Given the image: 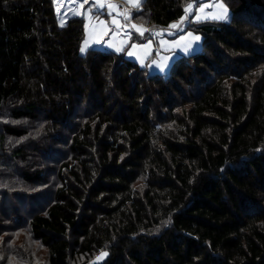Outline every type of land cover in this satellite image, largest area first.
<instances>
[{"label":"trees","instance_id":"trees-1","mask_svg":"<svg viewBox=\"0 0 264 264\" xmlns=\"http://www.w3.org/2000/svg\"><path fill=\"white\" fill-rule=\"evenodd\" d=\"M190 1L142 0L133 17L161 28ZM84 24L62 20L55 0H0V115L44 123L38 134L0 121L1 146L29 136L8 155L0 146L22 179L0 184L58 177L38 210L0 187V264H35L10 242L25 223L46 264L102 251L97 264H264V0L192 24L200 50L166 74L98 46L81 52ZM56 143L59 166L27 163Z\"/></svg>","mask_w":264,"mask_h":264},{"label":"snow or ice","instance_id":"snow-or-ice-1","mask_svg":"<svg viewBox=\"0 0 264 264\" xmlns=\"http://www.w3.org/2000/svg\"><path fill=\"white\" fill-rule=\"evenodd\" d=\"M57 4V14L60 15L62 9L64 11V15H68L71 13L73 16L80 15L86 16L89 23L85 25L86 30L89 31V34H96L93 36V40L95 43H99L100 39L98 37H102L108 35L109 32H112L113 35L123 32L124 36H129L130 33L124 31L125 29H132L137 32L140 36H144L145 32H150V29L144 28L142 25H137L131 22V12L128 8H125L123 11L120 10L119 5L111 3L110 0H91L92 6L87 9V11H83L85 5L90 3V0H55ZM142 0H125V3L130 5L131 8L139 10L141 6ZM97 11L108 9V14L112 16V13L115 12V16H112L111 22L106 23L104 20H100L97 17L93 18L91 13L93 9ZM209 9H214V11H208ZM195 13V14H194ZM194 14V15H193ZM122 17L123 23L118 19ZM189 17H193L194 22H201L203 20L211 19L218 21H226L228 20V9L227 7L220 2V0H216V2L207 4V3H198V0H193V2L188 3L184 8V15L180 18L177 23L171 24L168 26V29L161 30L156 32V36H163L165 32H168L169 35H176V32L183 33L184 26L189 22ZM63 27V21L61 23ZM200 37L198 35H193L192 32H187L186 34L181 35L177 40L173 43H169L165 40H160V46L164 51H169L171 49H180L184 53H189L190 50L193 49V44L196 41H199ZM85 45H88V40H85ZM115 47V45H110ZM133 49H139L138 51H129L127 55L136 56L141 64H144V61L147 57L152 54V42L151 40L142 46L132 45ZM117 52L124 51V45L120 47H115ZM81 52L85 51V48L82 47L80 49ZM169 57L164 56L161 58V61L158 63L157 61H152L153 64L160 70V72H165V69L168 67ZM107 253H101L100 257H97V260L106 256Z\"/></svg>","mask_w":264,"mask_h":264},{"label":"rangeland","instance_id":"rangeland-1","mask_svg":"<svg viewBox=\"0 0 264 264\" xmlns=\"http://www.w3.org/2000/svg\"><path fill=\"white\" fill-rule=\"evenodd\" d=\"M199 1L200 0H198V2ZM205 1L211 3L212 1H216V0H205ZM220 1L227 7L228 18H229L230 3H232V2L234 3L235 0H231V1L230 0H220ZM190 2H193V0ZM190 2H188V3H190ZM56 8H57V4L55 2V9ZM242 17H243V21H247L249 19L247 16L245 17V14L242 15ZM207 21H218V20H207ZM188 23L190 25V19H189ZM202 38H203V36H202ZM201 45H202V43H201ZM4 113H6V115L5 116H4V114L0 115V121H8V122L17 123L20 125L25 124L24 127L28 130L27 132H29V133H31V132L36 133L37 132L38 134L41 133V129H42V126H44V123H41L42 125H39L37 122L30 121V120H19L17 122L11 121L9 114L7 112H4ZM2 131L3 130H0V133ZM43 135H44V132H43ZM28 139H29V136H26L23 139L8 138L7 139L8 141L5 144L7 147L3 143H2V146H1V144H0V146L2 147L1 149L5 150V154L8 155V153L12 150V148L16 147L15 145L19 146L20 143H22L23 141H26ZM35 141H37L36 138H35ZM52 148H53V150L52 149L48 150V152L45 154V156L35 155V154H32L29 157L27 156V158H26L27 163L29 165H34L32 167V168H34L35 167V161L37 160L38 163H40V166L42 167V169H46L47 165H48V167L49 166H54V167L59 166V163H61L60 160L62 159L61 158L62 152L61 153L58 152V153L54 154V149L59 148V149L63 150V146L59 143H56V145H53ZM53 159H56V160L53 161ZM44 161L46 164L42 165V163H44ZM49 161H51V162L47 163ZM36 165H37V163H36ZM10 166L11 165H10L9 161L5 157L0 156V181H12L15 179L22 180L16 171L11 170ZM54 171L49 172L47 183L44 180L41 182L39 181V182H31V183L27 181V182H25L24 186L17 187V188H13L11 186H5L3 184H0V187H2L4 189H8L7 190L8 192L6 195L7 197L12 196L13 199L15 200V202H17V203H19L21 201L20 205L23 206L22 208H25V206H24L25 203L22 204V201H24V200L29 201V199L32 197L36 198L35 201H37V202L34 201L35 204H33V206H34L33 208H34V210H38L39 208H41V206H44L46 204L47 200L49 199V197L51 195L49 193L50 187H52L53 184L56 185V183L58 182V177L56 178V174H55L56 172H54ZM46 172H47L46 170L44 172H42V175L45 178L47 177ZM16 227L17 228L13 230L14 234L11 237L13 239V241L10 240V242H12V243L16 242L17 245L19 244V245L23 246L25 248V250H29L32 253V255L34 256L35 264H46L45 249H44V247L38 245V243L36 241L31 240V234H30L29 229H28V224L25 223L23 226H16ZM9 231H11V230H9ZM25 244L27 245V248L25 247ZM102 252L107 253L106 251H102ZM102 252H100L99 254H96L91 259L89 264L101 263L106 256H103V258L100 260H97V257H100Z\"/></svg>","mask_w":264,"mask_h":264},{"label":"crops","instance_id":"crops-1","mask_svg":"<svg viewBox=\"0 0 264 264\" xmlns=\"http://www.w3.org/2000/svg\"><path fill=\"white\" fill-rule=\"evenodd\" d=\"M110 2L114 3V4H117L119 6L120 5H124L131 12V17H132L131 22L132 23H135L137 25H142L144 28L150 29L151 31L150 32H145L144 36H140L137 32H135L132 29H125L124 31H127V32L130 33V35L127 36V37L123 35V32H120V33L115 34V35H113L112 32H109L108 35H105V36H102V37H98L100 39V42L99 43H95L94 40H93V36L96 35V34H94V33L92 35L89 34V31L86 30V28H85V25L88 24L89 21H88L86 16H81V17H83L85 24H84V38H83V40L81 42L80 49L82 47H84L85 51H86L90 47L98 46V47H101L103 49L110 50L112 52L122 53L125 58L136 62L140 67H143L149 74H166L170 70V68L173 65V63L175 61H177L181 56L190 55V54H193V53L199 51L200 48H201V43H202V36H201V34L199 32H196L192 28L191 25L192 24H201V23H204L207 20H211V19H207V20H203V21L197 23V22L193 21V17H189L190 25H189V23L185 24L183 33L176 32V35H169L168 32H165L163 36H156L155 35L156 32H159V31L164 30V29H168L169 25L177 23L184 14L178 20H175V21L171 22L167 26H164V27H161V28H150L147 25L137 21L133 17V13L135 11H137V10L131 8L130 5L126 4L125 0H111ZM214 2H216V1H212L211 3H214ZM198 3L211 4L209 2H206L205 0H200ZM91 6H92V4H91V0H90V3L88 5H85V8L83 9V11L86 12L87 9L89 7H91ZM140 8H141V6H140ZM64 11L65 10L62 9L61 14L59 15L62 20H64L68 16H72L71 13H69L68 15H64ZM108 11H109L108 9L97 11L94 8L93 12L91 13V15L93 16V18L98 16V18L100 20H104L106 23H110L111 19H112V16H115L116 14H115V12H113L112 16H110L108 14ZM208 11H214V9H209ZM77 16H80V15H77ZM118 19L120 20L121 23H123L122 17H119ZM187 32H192L193 35H198L200 37L199 41L194 42L193 49L190 50L189 53H184L180 49H171L169 51H164L163 48L160 46V40H165V41H167V42H169L171 44L175 40H177L181 35L186 34ZM85 40H88V45L87 46L85 45ZM150 40L152 42V54L145 59L144 64H141L140 60L136 56L127 55V53L129 51H134V50L138 51L139 50L138 48L137 49H133L132 45L142 46V45L147 44ZM110 45H115V47H120V46L124 45V51L117 52L115 50V47H112ZM164 56L169 57V60H168V67L165 69V72L162 73L156 67V65L152 63V61L155 60V61H157L159 63L161 61V58L164 57Z\"/></svg>","mask_w":264,"mask_h":264},{"label":"built area","instance_id":"built-area-1","mask_svg":"<svg viewBox=\"0 0 264 264\" xmlns=\"http://www.w3.org/2000/svg\"><path fill=\"white\" fill-rule=\"evenodd\" d=\"M111 1V0H110ZM120 10L123 11L126 7L124 5H120Z\"/></svg>","mask_w":264,"mask_h":264}]
</instances>
